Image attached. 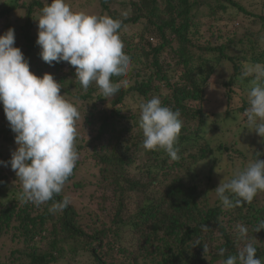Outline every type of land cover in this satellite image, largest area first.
I'll return each instance as SVG.
<instances>
[{"label":"trees","instance_id":"trees-1","mask_svg":"<svg viewBox=\"0 0 264 264\" xmlns=\"http://www.w3.org/2000/svg\"><path fill=\"white\" fill-rule=\"evenodd\" d=\"M223 1L225 5H222L223 2L217 8L230 7L239 13H247L244 7L234 0ZM50 2L51 0H48V3ZM198 2L200 1L98 0L100 15L106 14L120 20L123 25L121 30L127 25L136 28L143 26L137 36L139 43H142L144 34L149 33L143 41L145 47L127 45L124 50L132 61V69L125 77L141 76L142 80H136L130 90L119 87L116 99L111 105L122 104L126 97L133 98L128 95L130 91L139 95L157 92L160 87L155 89L152 87L153 79L170 88L172 101H164L163 105L173 111L179 110L180 115L184 114L186 117L185 120L183 118V126L176 144L180 158L173 161L162 150H145L142 146L144 139H141L132 150L128 140L123 138L124 133L129 129L125 127L122 130L117 129L115 120L121 119L119 111L113 108L108 112H99L100 124L93 140L101 142L100 137L105 136L107 131L112 134L113 139L104 140L98 148L92 146L91 150L94 153L92 158L97 160L98 167L102 164L106 165L104 171H108L112 165L114 167L112 171L117 172L112 181L116 187L113 188V193H107L111 197L103 199L102 196L100 200L95 199L96 201L92 202L89 197L80 208L70 203L62 212L53 213L49 211L52 201L36 207L31 203L20 202L14 189L4 190L6 194L3 193L1 188L6 186L2 181L4 177L0 175V237L6 235L12 243L23 246L18 249L9 248V251L3 255L0 253V264H56L64 258H68L73 264L72 260H79L76 256L80 252L87 253L89 264H128L119 259L114 262L116 257L112 256L115 250L117 253L125 252L118 246L121 242L117 240L124 234L129 235V238L139 237L141 241L137 251L132 250L133 252L128 255L130 264H216L218 261L221 264L228 255L237 254L252 238L255 239L252 242L257 249L256 256L264 261V229L259 232L254 231L256 226L264 221V192H259L251 203L225 208L214 192L219 184L211 183L210 178L224 156L229 160L239 157L242 161L247 160V156L226 144H219L213 150L209 146V140L203 137L206 117L203 109L201 107L190 109L189 114L185 103L186 101L201 102L208 89L207 79L223 66L229 67L232 71L222 84L225 93L232 92L233 85L238 81L250 84L251 78L243 80L240 78L242 67L244 64L264 63V51H259L257 43L250 39L245 43V49H248L246 51L243 49L241 56L239 53L230 54L227 44L215 46L207 43L195 44L193 40L198 33L196 30L190 31V28L192 26L196 28L192 21V11ZM44 6L43 0H7L0 3V20L4 22L8 14L24 7V26L17 28L5 24L0 35L9 28L14 29V32H20L18 34L23 44L15 43L14 47L22 51L29 62L30 71H35L40 76L45 74L42 72V66L33 64V69L30 67L32 64L30 57L39 56V52L33 53L36 45L31 30L32 22ZM247 14L255 17L251 13ZM259 19L264 20L263 17ZM154 41H157L156 45H152ZM194 49L211 57L205 55L195 59L198 54ZM142 54L146 58L151 57L149 63L141 61ZM224 63L227 65H223ZM55 64L54 73L51 75L59 77L58 80L54 79L61 83V92L69 93L70 90L77 89L82 91V94H77L79 100L95 97L96 101L92 104L95 114L105 97L93 84L84 91L75 78L74 67L70 65L71 77L68 78L70 82L63 88L66 76L60 77L61 69L57 65L59 63ZM112 79L113 82H120L121 78ZM155 95H158L162 102L163 97L159 94H151L149 100ZM247 107L248 103L243 100L238 110L243 113ZM231 113L237 111L232 110ZM89 114L92 117L85 118V125L88 128L94 118L91 111ZM224 115L227 116L228 113ZM243 121L245 122L244 117ZM135 125L139 128V121ZM14 135L5 118L3 106L0 105V150L4 146L7 149L16 146ZM77 139L79 140L80 136ZM200 139H203L202 145L196 144ZM90 144L91 142L85 146L78 145L76 147L78 153L91 146ZM146 151L149 153L147 159L144 155ZM105 152L106 157H104ZM137 154H141L139 158L133 156ZM258 156L259 154L254 153L250 160H255ZM10 158L5 156L1 161H8ZM258 158L262 160L260 156ZM202 162L210 163L206 181L196 172V168ZM131 165L136 166L138 174L129 177L136 176V179L145 184L139 186L134 182L121 188V180L127 176V166ZM12 178L16 181L17 186H14L18 193L20 182L15 175ZM103 180L104 173L100 174V182H104ZM106 182L110 184L109 181ZM79 187V185L75 186V188ZM9 191L11 199L6 197ZM132 196L136 198V202L138 201L135 212L130 218H125L124 208ZM63 197L60 193L54 197V200L60 201ZM92 211L106 215L108 213L109 228L106 229L107 220L100 222L99 217L88 222L80 218ZM225 217H228L227 222H224ZM238 225L248 228L246 238L240 237ZM89 227L93 229L92 234L84 231V228L89 230ZM234 229L235 231L231 232ZM220 239L224 242L217 244ZM66 247L70 252L65 249ZM220 248L226 249L224 256L218 254Z\"/></svg>","mask_w":264,"mask_h":264},{"label":"clouds","instance_id":"clouds-1","mask_svg":"<svg viewBox=\"0 0 264 264\" xmlns=\"http://www.w3.org/2000/svg\"><path fill=\"white\" fill-rule=\"evenodd\" d=\"M122 27L120 20L106 14L74 11L67 0H45L37 21L39 56L49 66L66 62L74 67L84 91L95 84L103 97L114 96L120 85L112 78L125 76L132 69L131 57L124 52ZM14 44L15 32L9 28L0 35V105L15 134L16 148L11 159L0 161V165H10L18 178L20 202L40 207L52 201L49 211L62 212L70 205V198L56 201L54 197L63 191L79 159L75 141L80 112L60 94L61 83L51 74L37 77L30 71L29 62ZM240 78H251L248 107L242 113L245 124L264 140V63L244 64ZM164 101L154 96L139 105L142 146L162 150L175 161L180 158L176 144L183 125L179 110L164 106ZM258 157L235 169L215 188L223 207L251 203L264 192V160ZM262 229L264 221L254 231ZM238 232L242 239L248 236L246 226L238 225ZM252 240L221 264H264L256 256ZM225 251L220 248L218 254L224 256Z\"/></svg>","mask_w":264,"mask_h":264},{"label":"rangeland","instance_id":"rangeland-1","mask_svg":"<svg viewBox=\"0 0 264 264\" xmlns=\"http://www.w3.org/2000/svg\"><path fill=\"white\" fill-rule=\"evenodd\" d=\"M7 0H0V3H4ZM44 4H45V0ZM198 4L192 11V21L195 23V27H191L190 31L194 32L197 31L198 35L194 37V43L197 45H207L215 46L220 44H227L228 51L230 54H237L239 53L240 56L243 55V52L246 51L248 48L245 49V43L248 39L252 42H256L259 51H264V20L262 21L259 17H263L264 19V0H234L238 4L244 7L247 13H251L254 16H249L247 13L244 12H237L233 8L225 7V9L217 8L218 5H225V1L223 0H199ZM67 2L71 5L74 11L84 10L90 14H101V8L98 4V0H67ZM117 9V7H115ZM113 12V11H112ZM114 13V12H113ZM123 14V13H122ZM119 15V14H118ZM24 16L25 10L23 8H18L17 10L8 14V16L4 19L6 22L0 20V34L2 33V28L6 24L8 26L17 27L24 26ZM39 15H37L36 19L32 22V35L35 40L36 49L33 53H40V48L36 44L37 40V21ZM143 26L136 28L130 25L125 26L123 30H121V39L124 41V50L127 45L134 47L138 45V48L144 46L145 43L143 42L145 37L149 35L148 32L144 34V39L142 43H139V39L137 38L138 34L142 30ZM20 33L15 32V43L23 44V40L19 36ZM213 33V35H212ZM203 38V39H201ZM148 42L150 40L148 39ZM157 41H154L152 45H156ZM245 49L243 52H241ZM143 53L142 51H140ZM194 52L198 54L195 59L202 56H210L205 54L202 51L194 49ZM135 54V53H133ZM163 57H165L163 55ZM211 57V56H210ZM249 57V55H248ZM141 61L149 63L151 57H145L143 54L141 55ZM30 60L32 64L30 67L33 69V64L35 66H42V72L52 74L55 70V62H53L52 66H49L45 62L42 61L40 56H31ZM45 65V66H43ZM60 70V77L63 75L66 76L65 88L70 81L68 78L71 77V72L69 65L66 62H61L59 64ZM227 65V64H223ZM140 67V66H139ZM138 67V68H139ZM144 69V68H143ZM37 77H42L38 75L35 71H31ZM232 71L229 67L223 66L222 69L212 74L210 78L207 79L208 86L205 91L204 97L201 102H192L186 101V108L189 109L187 112L190 114V109H198L201 107L203 112L205 113L206 117L204 119V139L209 140V146L214 150L219 144H226L231 146V148L243 153L247 156V160L242 161L239 157H233L232 159H228L224 156L223 160L216 165V168L211 173V183L219 184L223 178H230L233 171L237 168H242L248 162L253 161L250 160L254 153L259 154V156L264 160V140L260 138L256 133L251 132V129H248L245 122L243 121V115L238 108L243 104V100L247 102V91L249 90L250 84L249 83H241L238 81L232 87V92L225 93V90L222 88V84L226 81L229 75H231ZM56 78V77H54ZM59 78V77H58ZM58 78H56L58 80ZM119 85L121 88L125 90H130L131 87H134L135 81L142 80L141 76L138 77H128L125 76L120 77ZM55 79V80H56ZM152 87H160L157 92L147 93L146 95H139L137 93H132L130 91L128 95L131 97H126L122 104L119 105H111V102L116 99V95L104 98V100L99 104L97 110L95 111L92 108V104L95 100V97L89 98L87 100H79L78 95L82 94L81 90H70L69 93L60 92L61 95L65 96V99L72 102L79 110L81 119L77 121V137L80 136L78 140L76 138L75 144L76 147L78 145L85 146L88 142H91V146L85 148L79 153V159L77 164L74 168L73 175L71 176L72 179H69L61 194L63 196H68L71 200V203L75 204L77 207H81L90 197V201L100 200L103 196V199H108L109 196L107 193H113L116 186L113 184V179L117 172L112 171L114 167L110 165L108 171H104L106 165L102 164V166L98 167L96 165L97 160L93 159V151L92 146L98 148L100 143L102 144L106 139H113L112 134L107 131L105 132V136L100 137L101 142L98 140H93L96 136L97 127L100 124V114L99 112H104L111 109H116L119 111L121 115V119H116V125L118 130H122L123 127L129 129L127 132L124 133L123 138L128 140L130 148L133 150V147L137 145L142 137V130L138 128L135 124L139 121L140 111L139 105L143 102H146L151 97V94H159L168 102L172 101V91L170 88L161 85L157 82V80H152ZM95 85V84H93ZM96 86V85H95ZM99 92V91H98ZM78 94V95H77ZM158 97V95H155ZM232 110H236L237 113H231ZM91 111L94 118L92 120V125L86 127L85 125V118L88 117L90 119L92 116L89 114ZM224 113H228L227 116ZM138 117V119H137ZM183 118L185 120V115H180V119L183 122ZM190 127L192 124L190 123ZM203 139H200L196 144L202 145ZM195 144V145H196ZM194 145V146H195ZM16 148L11 147L7 149L6 146L2 147L0 150V161L1 158L5 156L11 157V152L14 151ZM107 152V151H106ZM106 152L104 157H106ZM148 154V155H147ZM141 154L133 155L135 158H139ZM146 159L149 156L148 151L144 154ZM11 159V158H10ZM9 159V160H10ZM8 160V161H9ZM144 160V158H143ZM145 161V160H144ZM6 162V161H5ZM209 162H202L199 167L196 168V172L200 174V176L205 180L207 176V171L209 168ZM128 170L126 171L127 176H124V179L121 180V188L127 187L129 183H138L139 186L145 184L139 179L134 177H129V175L138 174L135 165L127 166ZM103 170V171H102ZM156 169H153L155 171ZM167 172H169L167 170ZM104 173V182H100V174ZM174 173V172H173ZM172 173V174H173ZM0 175L4 177L5 186L2 187V192L6 194L4 190L14 189L16 195L17 188L14 186L16 185V181L12 178L14 177L15 173L11 170L10 165L8 167L0 165ZM106 181H109L110 184H107ZM206 181V180H205ZM1 182V181H0ZM18 182V180H17ZM106 182V183H105ZM210 182V181H209ZM141 184V185H140ZM80 186L79 188H75V186ZM17 186V185H16ZM19 189H21V185H19ZM10 191L6 197L11 199ZM138 202V201H137ZM136 198L134 196L130 197L129 201L126 203V207L124 208L123 217L130 218L133 216L136 208ZM259 203V201H257ZM97 207V205H95ZM84 208V207H83ZM234 213V212H233ZM95 217H99V221L103 222L107 220V228H109L108 224L110 221L109 215L105 213H97L96 211L85 213L81 219H84L85 222L94 219ZM228 217L224 218V222H227ZM101 226V224H100ZM84 231L87 234H92L93 229L89 227L88 229L84 228ZM231 230V232H234ZM8 236H1L0 237V253L6 254L9 251V248H23V246H18L12 243ZM119 242H121L118 246L123 248L125 252L117 253L116 250L112 256L116 257V262L118 259L121 261H126L130 264V259L128 257L130 252L137 251V246L141 243L139 237H131L129 235H123L122 237L119 236L117 238ZM223 239L217 241V244L223 243ZM117 248V246L115 247ZM68 252H70L69 248H65ZM133 250V251H132ZM64 251V250H63ZM65 253V251H64ZM73 256V254H71ZM87 253L81 254V252L76 256L79 260L74 261L72 260L73 264H89L88 259L86 258ZM56 264H71L68 258H64L63 260H59ZM219 264V261L216 263Z\"/></svg>","mask_w":264,"mask_h":264}]
</instances>
